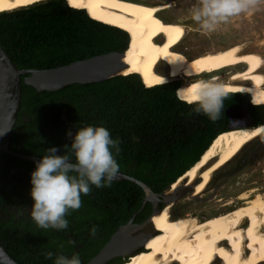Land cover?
<instances>
[{
	"label": "trees",
	"instance_id": "trees-1",
	"mask_svg": "<svg viewBox=\"0 0 264 264\" xmlns=\"http://www.w3.org/2000/svg\"><path fill=\"white\" fill-rule=\"evenodd\" d=\"M129 41L126 30L95 19L67 0H47L0 13V45L20 70H49L112 52L124 53ZM180 86L166 83L149 88L137 74L74 84L55 92L38 93L22 83L10 149L41 158L48 147L55 146L57 154L63 155L64 146L71 144L69 131L74 136L78 127L102 125L120 141L115 155L119 173L163 194L228 131L227 109L248 104L255 126L264 125V105L251 104L249 94L226 93L219 119L211 121L195 113L194 105L177 98ZM35 164L0 152V242L17 264H54L61 253H78L82 264H88L135 214L134 223L143 224L153 213L150 202L142 208L145 192L140 186L112 181L110 187L90 186V192L81 195L80 208L65 217L67 229L38 228L30 217ZM93 225L95 236L89 231ZM49 251L52 258H46ZM128 258L117 257L107 264H123Z\"/></svg>",
	"mask_w": 264,
	"mask_h": 264
},
{
	"label": "bare ground",
	"instance_id": "bare-ground-1",
	"mask_svg": "<svg viewBox=\"0 0 264 264\" xmlns=\"http://www.w3.org/2000/svg\"><path fill=\"white\" fill-rule=\"evenodd\" d=\"M43 1L47 0H31L26 4L20 0H0V13ZM73 7L87 10L95 19L130 33V47L124 57L127 68L121 75H140L149 88L161 85V77L166 83L183 78L180 88L199 80H214L223 84L226 93L249 94L254 105H264L262 57L246 52L236 44L203 54H187L181 46L186 36L182 21L160 15L167 6H153L140 0H80L78 6ZM240 66L245 68L232 73L226 82L217 74ZM189 74L193 76L188 77ZM205 74H210L208 79L201 77ZM262 135L264 126L222 133L201 160L170 188L165 198L169 200L167 195L179 188L184 180H187V186L193 187L192 196H200L209 187L215 172ZM263 191L252 187L240 193L241 205L238 201L233 210L204 221L189 214L174 217L171 214L173 203L160 210L156 208L149 220L152 232L142 231L133 237L131 231L134 228L123 230L118 245L122 252L119 257H130L123 264H264V195L260 194ZM142 249L145 252L128 256L130 252Z\"/></svg>",
	"mask_w": 264,
	"mask_h": 264
},
{
	"label": "clouds",
	"instance_id": "clouds-1",
	"mask_svg": "<svg viewBox=\"0 0 264 264\" xmlns=\"http://www.w3.org/2000/svg\"><path fill=\"white\" fill-rule=\"evenodd\" d=\"M201 7L193 9L192 20L205 30L213 28L216 17L228 11H239V3L231 5L225 0H200ZM166 79L161 77L164 85ZM177 98L194 105L193 111L203 113L211 121L219 119L224 109L226 92L224 86L214 80H199L176 91ZM71 139L70 146L65 145L63 155H58L57 147H48L46 154L36 161L31 172L30 195L34 203L30 217L38 228L64 230L68 227L66 215L81 206V195L90 192V186L110 187L119 172L115 155L119 153V139H113L109 130L102 125L78 127ZM68 152L71 155L67 154ZM95 236V225L89 230ZM75 244V241H69ZM46 258L53 253L47 252ZM54 264H82L78 253L68 256L63 253L55 256Z\"/></svg>",
	"mask_w": 264,
	"mask_h": 264
},
{
	"label": "rangeland",
	"instance_id": "rangeland-1",
	"mask_svg": "<svg viewBox=\"0 0 264 264\" xmlns=\"http://www.w3.org/2000/svg\"><path fill=\"white\" fill-rule=\"evenodd\" d=\"M140 1L151 5L167 6L160 15L165 19H180L182 21L186 36L181 46L186 49L187 54H203L236 44L246 52L251 51L259 54L264 61V0H225V3L229 5L239 3L243 6L239 11H228L222 17H216L214 26L210 30L202 29L200 24L191 18L193 9L201 7L200 0ZM239 70H241V66L228 68L217 74L221 76L223 82H226L232 73ZM262 70L264 73V66ZM190 76L193 75L189 74L188 77ZM201 77L208 79L209 74ZM176 81L182 82L183 78ZM186 184L187 180H184L180 187L174 191L173 198L170 197L171 194L167 195L169 197L167 204L173 203L171 204V214L174 217H183L189 214L195 219L204 221L213 215L233 210L240 204L238 200L240 193L248 191L252 187L264 190V135L250 142L231 162L215 172L209 187L200 196L191 197L193 189ZM169 191L171 190H166L165 194ZM260 194L264 195V191ZM142 228L131 231V236L134 237L142 231L147 234L153 231L149 223H146Z\"/></svg>",
	"mask_w": 264,
	"mask_h": 264
},
{
	"label": "water",
	"instance_id": "water-1",
	"mask_svg": "<svg viewBox=\"0 0 264 264\" xmlns=\"http://www.w3.org/2000/svg\"><path fill=\"white\" fill-rule=\"evenodd\" d=\"M155 6V5H153ZM129 46V45H128ZM125 52H112L109 54L95 56L89 59L74 62L70 65L58 67L49 70H20L10 60L7 53L0 45V152L9 155L10 157L34 162L41 158L27 156L16 153L10 149L9 142L12 131L15 127L22 97V83L26 86L33 87L38 93L42 92H55L64 89L65 87L74 84H93L109 80L115 76L121 75V72L127 68L124 62ZM210 75V74H209ZM24 77V78H22ZM180 87L177 88V90ZM176 90V91H177ZM252 103V102H251ZM226 115L231 121L229 130L235 128L236 121L249 120V123L242 124L248 129H255L253 122L251 121V112L248 104L246 105H234L226 110ZM242 127V126H239ZM211 146V145H210ZM112 181L124 182L130 181L140 186L145 192V199L142 208L150 202L153 206V214L156 213L155 209H159V205L162 203L167 205V198H165V192L163 194H156L153 189L147 184L119 173ZM193 189V187H191ZM178 189V188H177ZM176 190V189H175ZM170 197L173 198V193ZM191 197H196L192 196ZM141 208V209H142ZM141 209L139 211H141ZM124 226H121L116 231L109 242L103 247V249L95 256L88 264H107L114 258L121 256L118 245L123 235V230L137 229L149 223L150 218L143 224H135L134 217ZM155 233H153L154 235ZM136 252H130L129 255H134ZM0 264H17L7 253L5 246L0 242Z\"/></svg>",
	"mask_w": 264,
	"mask_h": 264
},
{
	"label": "flooded vegetation",
	"instance_id": "flooded-vegetation-1",
	"mask_svg": "<svg viewBox=\"0 0 264 264\" xmlns=\"http://www.w3.org/2000/svg\"><path fill=\"white\" fill-rule=\"evenodd\" d=\"M163 12V11H162ZM253 53H255V52H253ZM257 54V53H256ZM259 55V54H258ZM245 66H246V64H245ZM245 66H243V67H241V70L243 69V68H245ZM263 66H264V64H263ZM262 69H263V67H262ZM240 71V70H239ZM261 72L263 73V70H261ZM208 75V74H207ZM263 75H264V73H263ZM182 82H178V81H176V80H173V81H171V84L173 85V86H177L178 84H181ZM253 83V82H252ZM235 84H244V83H237V82H235ZM251 103V102H250ZM252 103H253V101H252ZM251 103V104H252ZM235 105H241V104H235ZM246 105V104H245ZM251 121L253 122V127H256L255 126V124H256V118L255 117H253L252 116V114H251ZM245 123H249V120H240V121H236V122H234L233 124H235V128L234 129H239V128H246L245 126H243L242 124H245ZM231 124V121L229 120V122H228V124H227V126H226V128H227V130H229V125ZM239 126H242V127H239Z\"/></svg>",
	"mask_w": 264,
	"mask_h": 264
},
{
	"label": "snow or ice",
	"instance_id": "snow-or-ice-1",
	"mask_svg": "<svg viewBox=\"0 0 264 264\" xmlns=\"http://www.w3.org/2000/svg\"><path fill=\"white\" fill-rule=\"evenodd\" d=\"M20 2L26 4V3H30L31 0H20ZM67 2H68L69 4H71V5H73V6H78L80 0H67ZM149 14H150V10H149ZM157 23H159V22H157ZM177 31H178V30H177ZM246 135H247V134H246ZM253 135H255V133H253ZM249 247H251L250 244H249Z\"/></svg>",
	"mask_w": 264,
	"mask_h": 264
}]
</instances>
